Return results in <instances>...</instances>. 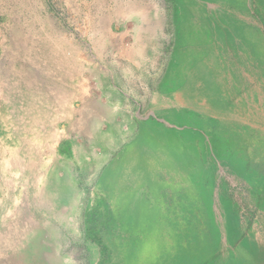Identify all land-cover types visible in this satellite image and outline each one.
Listing matches in <instances>:
<instances>
[{
	"label": "rangeland",
	"instance_id": "374dc122",
	"mask_svg": "<svg viewBox=\"0 0 264 264\" xmlns=\"http://www.w3.org/2000/svg\"><path fill=\"white\" fill-rule=\"evenodd\" d=\"M187 50L224 63L217 76L237 97L264 98V0H0V264H120L119 247L156 223L130 222L141 204L174 227L178 185H156V204L148 177L132 178L165 141L159 130L180 189L199 198V227L218 235L196 264H264L259 149L174 105Z\"/></svg>",
	"mask_w": 264,
	"mask_h": 264
},
{
	"label": "bare ground",
	"instance_id": "6f19581e",
	"mask_svg": "<svg viewBox=\"0 0 264 264\" xmlns=\"http://www.w3.org/2000/svg\"><path fill=\"white\" fill-rule=\"evenodd\" d=\"M207 5L209 4L207 3ZM185 52L190 56L189 66L185 70L179 69L177 73L179 80L175 81L176 84L173 86H169L171 90L176 89L174 94H170L175 103L174 105L179 109L200 115L203 119L212 120L214 122L215 131L218 132V134L219 132L227 134L236 131L239 133L242 132L246 140L250 138L249 144H251L252 149L254 151L257 148L259 149L258 154H250L253 169L258 168L263 172V96L257 91L249 89L245 91L241 97H237L234 91L236 88H231L228 85L229 80L227 77L226 79L223 78V81L217 76L218 72H224L223 68L227 70V67L223 65L224 63L217 61L218 66L210 68L208 65H204L203 62H198L199 59L193 57L192 50H187ZM176 58L179 61L183 59L181 53H178ZM236 70H239V68H236L235 71ZM208 73H213V81L209 79ZM216 77L218 79H216ZM179 84H181V86L178 89ZM241 88L245 90L247 88V82H241L239 89ZM168 131L169 130H159L153 134L157 136L160 135V138L166 141L171 138ZM148 133L146 129L141 130L138 142L143 143L146 141L145 137ZM165 141H162L160 145L157 146L158 153L152 152V155L155 154L153 157L147 152H144L145 154L143 153V160L146 161L147 166L141 170L135 171L137 174L132 178L134 184L140 186L145 179L144 175L148 177L149 192L150 196H152L151 201L154 198L156 204L160 200H165V198H160L154 187L156 185L161 187V185H165L166 181L168 183L175 182L178 185L177 195H180L178 201L183 204H181L177 210L173 211V219H170L168 222V225H172L171 221L173 222L174 227L171 228L167 227V216L161 218L157 210H152L150 216L147 207L142 204L138 205V210L127 217L130 222L133 223L134 226L141 227L143 230L145 229L143 227L145 225L148 227L150 222L156 223L147 228L144 231L145 233L133 235L138 243L137 246L119 247L117 250L118 256L121 254L129 258L123 260L120 264H196L204 257L210 256V253L218 246V235L213 232V228L209 226L208 234H206L205 231L199 227L198 221H196V218H198L197 213L201 211L200 206L197 204L199 198L192 193L193 190L188 188V186L185 190L180 189L182 180L180 179L181 176H177L180 167L178 163H174L175 160L177 162L178 159H174L166 154ZM240 143L241 144L238 146H235L237 148H244L247 145H245L246 142L240 141ZM140 146L141 145H137V147L142 150ZM124 163L127 164L126 161H124ZM135 165H137L136 162L127 164L129 173L134 172L130 170L132 167H135ZM192 176L193 177L189 178L195 182V186H197L201 181L200 174L192 173ZM120 179L123 180V178ZM176 202V200H170L169 205ZM184 203H187V209ZM210 205L211 204H209L208 213H210ZM249 243V240L246 241L243 248L248 249ZM258 258H260V256H258Z\"/></svg>",
	"mask_w": 264,
	"mask_h": 264
}]
</instances>
